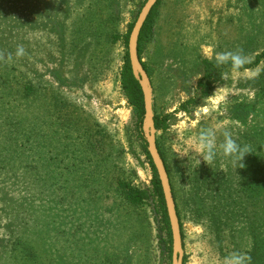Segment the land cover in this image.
Returning <instances> with one entry per match:
<instances>
[{
	"label": "rangeland",
	"instance_id": "rangeland-1",
	"mask_svg": "<svg viewBox=\"0 0 264 264\" xmlns=\"http://www.w3.org/2000/svg\"><path fill=\"white\" fill-rule=\"evenodd\" d=\"M147 1L13 0L15 7L5 6L11 13L1 8V19L17 17L19 23L14 20L9 33L0 34V264H38L32 257L46 258L48 251L53 259L57 255V263L84 264L75 252L85 254L93 247L99 253L88 256L92 263L86 264H168L153 206L126 215L124 208L116 209L119 194L103 184L113 180L119 166L136 185L151 188L153 178L134 131L133 109L122 91L125 46L102 41V34L98 45L93 35L71 34L80 17L77 9L94 4L96 13L104 5L119 16L118 32L124 35ZM57 12L58 24L51 19ZM155 19L154 39L142 59L149 67L154 114L170 115L167 131L155 135L171 184L184 193L191 188L187 182L192 172L205 175L219 161L228 181L205 187L209 202L203 205V216L177 199L183 264H224L232 253L248 257L246 264H261L264 191L255 186L264 181L262 171L236 169L220 155L211 162L200 157L198 165L190 153L200 132L211 128L220 140L227 132L246 145V137L264 158V98L253 80L261 78L264 60L240 71L224 68L199 106L190 112L179 108L199 94L201 59L215 61L216 53L240 52L247 64L264 52V0H163ZM21 48L23 54L17 55ZM25 84L34 87L33 96L24 98ZM257 132L261 135L255 136ZM42 136L48 137L52 153L48 164L39 162ZM241 177L254 188L239 193ZM43 178L50 180L51 196L63 191L59 184L65 183L61 206L55 197L47 206ZM112 205L115 214L107 211ZM133 219L139 234L147 235L144 240L132 237Z\"/></svg>",
	"mask_w": 264,
	"mask_h": 264
},
{
	"label": "trees",
	"instance_id": "trees-1",
	"mask_svg": "<svg viewBox=\"0 0 264 264\" xmlns=\"http://www.w3.org/2000/svg\"><path fill=\"white\" fill-rule=\"evenodd\" d=\"M162 1L163 0H159V2L153 8L140 34L139 47H138L139 56H140V60L142 61L143 67L147 73H149V67L147 63L143 62L142 57L145 52L146 46L148 45V43H150L154 39L153 37L155 35V20H156L155 14L160 4L162 3ZM5 6H8L12 9V7H15V4L13 0H0V13H2V15H5V13H11ZM1 8L5 11L4 14ZM95 8L96 6L94 4H89V5H83L80 9H77V11L80 12L79 14L80 17L76 18L74 22V27L72 29L73 33L71 34L83 33V34H88L89 36L93 35L95 36L96 38L95 40L97 41L96 45L100 43L98 36L102 34L101 36L102 41L110 40L113 43H116V41H121L122 44L125 46L123 66L120 72L122 91L128 103L133 109L134 117H135L134 131L138 139H140V141L143 143V151L148 159V162L153 172L151 188L150 187L145 188L143 186L134 184V180H129L126 177V172L122 169L121 166L118 167L117 174L116 176L113 177V180H108V182H105L103 184H104L105 189L109 187L108 189L109 191H115L116 193L119 194L120 198H118L116 202L117 203L116 209L124 208V210L128 212L126 213V215L131 214V211H135L136 214H139L140 213L139 211L145 208V206H153L152 209L156 215L158 230L161 233L159 234V237L162 238L161 239V243H163L161 245L162 250L166 255L167 263L172 264V248H173L172 231H171L170 221H169V217L167 213L164 193H163L161 181L159 179L157 170L148 152V143L144 135L145 134L144 127L146 123L144 95H143V91L140 86L139 80L137 79V77L135 76L133 72V69L130 63V58H129V51H128L129 38H130V34L132 32V29L135 23L130 25L129 31L126 34L121 35L118 32V27H119V22H120L119 16L117 14L115 15L113 13H110L109 8L107 6L104 7V5L103 6L101 5V7L98 9L99 13L94 12ZM13 10L16 11V9H13ZM2 15L1 17H3ZM59 15H60V12H57L56 14H54V17H51V19L55 20L57 24H58ZM1 17H0V34H8L9 33L8 31L10 30L11 25L15 26V24H13L12 22L17 21L19 23L17 17L13 18L15 21L12 19H1ZM59 29H60V26L56 28L57 31ZM103 34H106V36H104ZM73 44H75V42H73ZM263 60H264V52H262L261 54H258L252 62L247 63V64L245 63L240 70H244L246 68L257 67L262 63ZM200 63L203 67L202 68L203 76L199 80L198 86H197V92H199V94L197 96H193L192 98H190L189 100L181 104L179 111L190 112L191 111L190 107L199 106L204 101V99H206L207 97L211 95L212 84L214 81L220 78L221 71L224 68H226V70H233L230 63L225 64V65H217L215 61H212L209 59H201ZM262 77H264V72L263 74H261V78L259 76V78L257 79L255 78L253 80H254V83H256L255 85L259 87L258 90L260 91L259 92L260 98L263 99L264 98V85L262 82H260V80H263ZM23 92H25V93H22L23 96L25 95L24 98L25 97L28 98V97L33 96V94L35 93V89L31 84H25V88L23 89ZM169 119H170L169 114H165V115L155 114V117H154L155 129L157 131L166 132L169 127ZM257 134L261 135V132H257L255 136ZM42 137H43L42 138V149L40 151V154L44 153V156L40 157L39 162H41L42 164H48L52 153L48 151V144H47L48 137L47 136L46 137L42 136ZM244 139L246 141L245 144L248 146V150L250 152L248 155H246V158L243 160L244 167L247 166L248 168H251L252 171L250 173L262 171V175H264L263 173L264 172L263 154L261 155V157L257 155L256 149H259V147L257 145H255V147H252L249 143H247L248 139L246 137ZM157 145H158L160 154L165 162L168 174H170L167 160L165 158L164 149L162 148L158 140H157ZM219 163L220 164L215 163L216 170L214 169L206 170L205 175L203 174L199 175L196 172L194 173L192 172V175H191L192 177L187 182L189 185H191V188H189L190 190L184 189L183 190L184 193L181 192V188L177 190V188H175V186L171 184L175 202H176V209L178 212V216L180 218L181 229H182V222H181V215H180L177 199H180L185 203L186 202L191 203V207L193 209L191 210V212L194 211L196 214L198 215L201 214V216H203L202 215L203 205L209 202V196L207 192L205 196L203 194L205 187H209V182L211 181H213V184L217 182L222 183V184H226V183L228 184V181L226 180V177H227L226 171L224 172L222 170H219L220 165H223L220 161ZM240 167H243V165H240ZM240 176H243V175H240ZM242 178L243 177H241L240 182H238L239 190H240L239 193H244L248 190H252L254 188L253 184L248 179L243 180ZM41 181H43V185H44L42 191L46 192L48 195V196L46 195L43 197L44 201H46L47 206L50 205L47 201L52 200L54 197H55L56 204L61 206L65 202V197H64L65 189L62 188L65 183L61 182L59 184L57 182L56 186H58L59 184L60 189L63 191H57L53 193V195L51 196V194L49 193L51 191V186H52L49 183L50 180L43 178ZM47 181H48V185H47ZM84 182L85 183H83V185L88 188L90 183L88 181H84ZM257 182L260 186H257V185L255 186L256 191L257 192L264 191V181H260V182L257 181ZM111 210H113V205L111 206L110 210H107V211L109 212V214H115L113 213L114 211H111ZM207 212L209 211L207 210L206 213ZM211 215H214V214L211 213ZM212 221L211 222L213 224L214 219H212ZM137 224H138V220L133 219V229L131 232L132 237L136 239L141 237V239L144 240V237L147 235L146 234L144 235V233L139 234V226L137 227ZM129 229L131 231L130 225H129ZM48 230H50V228H48ZM232 230H234V227L232 228ZM182 237H183V245H184L183 229H182ZM261 244L264 245V243L262 242ZM96 249L97 248L95 247L89 248V249H86L85 254H82L81 252L78 251V252H75L74 255L75 256L77 254L79 255L80 263L82 262L81 258H83L84 264H86V262L92 263V260L88 258V256L90 257L94 256L96 258L97 257L96 254L99 253V251H97ZM79 250L80 251L82 250L81 246H79ZM74 251L75 250H73V252ZM45 254L47 255L46 258H43V255L32 257V258H35L37 261L34 263H38V264H55V263L58 264L59 263L60 264V262L58 263L55 262L57 255H55L53 259L50 255L51 251H48ZM263 254H264V251L262 252V255ZM59 257H62V256H59ZM15 261L17 262V264H27L25 262L24 263L21 262L20 260H15ZM184 264H185V260H184ZM261 264H264V259L261 261Z\"/></svg>",
	"mask_w": 264,
	"mask_h": 264
},
{
	"label": "water",
	"instance_id": "water-1",
	"mask_svg": "<svg viewBox=\"0 0 264 264\" xmlns=\"http://www.w3.org/2000/svg\"><path fill=\"white\" fill-rule=\"evenodd\" d=\"M158 2L159 0H148L144 5L130 34L128 51L131 67L135 76L139 80L144 95L146 122L149 123V128L145 129L144 135L148 143V152L157 170L164 193L167 213L172 231V264H183L184 246L180 219L176 209V202L172 190L170 177L157 145V138L155 135V132L157 130L155 129V114L153 108V98L150 88L149 76L143 67L142 61L140 60L138 49L141 31L150 13Z\"/></svg>",
	"mask_w": 264,
	"mask_h": 264
},
{
	"label": "clouds",
	"instance_id": "clouds-1",
	"mask_svg": "<svg viewBox=\"0 0 264 264\" xmlns=\"http://www.w3.org/2000/svg\"><path fill=\"white\" fill-rule=\"evenodd\" d=\"M23 49H19L17 55H22ZM215 62L217 65L231 64L233 70L239 71L247 62V58L240 52H221L216 53ZM199 154H196V153ZM250 153L247 145H241L227 132L223 133V139L220 140L215 129H205L193 141V152L195 159L200 164V157L203 161H215L218 155L223 156L236 169L243 168V159L246 154ZM186 156V155H185ZM189 160V157H188ZM190 163V161H189ZM208 164V163H207ZM209 165V164H208ZM243 165V167H240ZM249 258L240 253H232L225 258L224 264H246Z\"/></svg>",
	"mask_w": 264,
	"mask_h": 264
}]
</instances>
